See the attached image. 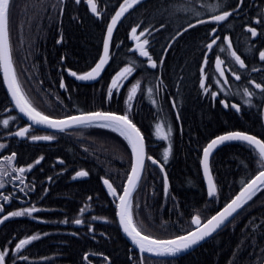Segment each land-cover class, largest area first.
I'll return each mask as SVG.
<instances>
[{"label":"trees","instance_id":"1","mask_svg":"<svg viewBox=\"0 0 264 264\" xmlns=\"http://www.w3.org/2000/svg\"><path fill=\"white\" fill-rule=\"evenodd\" d=\"M95 1L104 11L101 19L89 13L83 0L79 3L12 0L10 40L20 84L32 104L51 117L99 110L127 114L144 134L148 155L166 167L170 182L166 194L161 171L147 162L132 199L134 223L143 233L161 239L187 233L193 228L194 215L209 218L264 169L259 154L248 145L231 143L222 147L211 162L217 194L209 200L200 167L203 148L219 134L236 130L264 139V93L250 111L243 110L240 115H230L220 107L206 104L199 82L205 32L199 30L193 39L192 29L184 31L194 22L190 0H149L139 6L115 32L111 62L101 80L94 85L75 82L65 70L82 73L92 67L101 55L107 24L123 2ZM194 5L196 19L210 8L206 0H194ZM137 25L138 34L149 30L141 37L148 39L149 54L158 61L155 70H150L146 60L129 51L133 44L130 31ZM127 66H134V72L109 96L112 79ZM61 81L64 88L60 87ZM137 83V92L129 101L130 89ZM6 106L0 78V109ZM161 123L171 127L167 163L163 161L166 143L156 135V126ZM77 133V139L70 136L66 167L83 169L89 174L80 185V195L75 184L63 189L56 180L61 165L58 142L38 145L33 154L42 155L43 159L36 173H48L51 177L31 185L32 191H26L38 207L36 216L45 222L38 223L25 215L2 222L0 244L11 257L5 258L6 264H70L72 260L84 264L86 244L74 240L77 235L62 223L68 215L64 209L79 202L83 204V216L88 218L87 227L96 232L106 231L115 240L121 237L122 243H126L116 222V198L104 189L102 181L107 178L118 191L123 189L132 164L130 146L124 137L108 128L88 126ZM77 152L82 156L79 162L75 161ZM25 180L21 187L28 186L29 178ZM12 206L17 209L24 203L13 202ZM100 219L107 220L105 225H100ZM34 235L39 239L25 245L20 252L15 251L17 241ZM100 248L97 251L109 254L111 264H140L138 254L126 252L120 242L115 244L114 253H108L103 245ZM80 251L83 255L78 258ZM100 261L97 263L101 264ZM146 261L147 264H262L264 189L228 226L192 253L178 259Z\"/></svg>","mask_w":264,"mask_h":264},{"label":"snow or ice","instance_id":"2","mask_svg":"<svg viewBox=\"0 0 264 264\" xmlns=\"http://www.w3.org/2000/svg\"><path fill=\"white\" fill-rule=\"evenodd\" d=\"M77 3L80 0H76ZM88 2L92 5L91 10L93 13L97 12L96 4L92 3V0H88ZM141 0H123V2L119 6V10L116 11L115 15L112 17L111 23L107 26V36L104 40V54L100 57L99 61L95 64L90 71L78 75L76 72L69 70L70 75L73 77L82 80V81H90L95 80L98 76H100L104 66L107 64L109 59V43L112 38L113 30L116 27L117 22L121 19L122 16L129 9L133 8L134 5L140 3ZM242 3L243 0H240ZM12 9V0H0V72L3 74L4 83L7 85L8 91L11 94L12 101L14 102L15 108L19 110L21 114L26 116L31 124L28 127L21 128L19 131L15 133L16 136L23 137L29 133V130L32 125H45L52 129H57L63 131L66 128H70L73 126H95L101 128L111 129L113 132L119 133L120 136L124 137L129 146L131 147L132 154V164L130 173L126 177V183L123 186V194L118 196V204H117V215L119 217L120 225L123 228V231L127 234L128 237L131 238L132 243L136 245L141 253H149L155 256H176L177 254L191 248L193 245L198 244L200 241H203L206 237H209L214 233L218 228L222 225H225L226 222H230L229 218H232L235 213L238 212L248 201L252 199V197L256 194L257 191L264 189V170H260L258 174H256L252 179H250L240 190V192L233 198L231 201L225 205L222 211L218 212L216 215L211 216L206 221L202 222L200 216H195L192 220V224L196 227L194 230L187 232L184 235H178L172 239H156L151 235L144 234L142 229L137 226V224L133 221V213H132V194L133 191L137 188L138 182L141 179V173L145 167V159L151 161L152 164H158L159 161L153 159L151 156H146L145 152V143L144 137L141 134L140 129L132 122L127 114L118 115L112 112L105 111H95L83 113L80 115H69L63 119H53L48 115L43 114L36 107L33 106L29 97L25 94L19 78L17 76L13 54H12V45L10 40V13ZM232 15V12L223 11L221 14L211 16L210 21L197 20V24H203L206 22H215L220 23L226 21L229 16ZM260 20H257V23H260ZM196 24L189 23L184 31H187L189 28L195 27ZM140 27L137 25L132 28V39L137 41V48L139 55L141 57L148 58V63L152 68L157 67V62L152 60L149 52L145 49V45H148V39H144L142 43L139 42V36H144L146 32H149L148 29H144L140 31L139 36L137 35V29ZM163 27V25H161ZM247 31L251 33L252 37H256L258 35L256 28L249 27ZM216 30H212L213 39L210 43L207 44V48L211 50L213 45L217 43L219 39L218 36L215 35ZM182 34V33H180ZM224 40L227 42V46L229 49L232 48V43L229 37H224ZM59 42V41H58ZM223 50V49H221ZM231 56L235 58L236 63L239 64L241 68L245 67L244 60L241 59L239 55H237L236 51L231 52ZM259 58L261 61H264V51L259 52ZM162 63V61H161ZM205 63H207V57H205ZM223 61L220 60L219 57L216 59V67L220 73L221 77L225 76L223 69L221 68V64ZM134 72V66L124 67L120 72L116 74V76L111 81V86L108 90V95L111 96L113 93V89H118L121 87L123 81L127 80L129 76ZM236 80H240V75L236 73H232ZM225 83L227 79L225 78ZM61 88L65 87L63 81L60 84ZM139 87V83L134 84L130 89V93L128 96V100H132L135 96L137 89ZM201 87H205L204 82L201 81ZM256 88H261L260 84H255ZM151 91V90H149ZM213 97L217 95V93H211ZM246 96H252L253 93L249 92L245 89ZM221 103L228 107L229 105L225 101H221ZM175 106V104H173ZM232 108L237 111L240 110V106L237 104H232ZM3 124L7 126L9 124V120H4ZM171 133V127L167 128V132L164 131V127L162 125L156 126V135L160 139H168ZM32 140H53L55 139L52 135H44V136H31ZM227 141H242L246 142L249 147L253 148L254 151H258L260 162H262L261 166L264 168V141L258 139L256 136L246 134L244 132H230L226 135L218 136L213 139L207 147L203 149V168L205 175L208 179V195L214 196L216 193V185L213 183L212 178L209 174V156L212 150ZM2 147V146H0ZM170 150V146H169ZM169 151H165L163 153V161L167 163ZM15 158V153L12 154L11 157H6L5 162L8 163ZM40 159H43L42 157ZM40 159H38L35 163L39 164ZM33 166L29 165L27 168H19L13 169V171H18L23 174L25 171H30ZM161 171H163V164H160ZM3 170H0V175H3ZM88 173L86 171H79L76 173L77 177L87 176ZM21 182H23L21 180ZM165 192H167V177L165 175ZM104 184L107 186L109 194L112 196H117L116 188L113 187L112 183L109 180L105 179ZM4 184L0 182V188H3ZM22 190V189H21ZM3 199L5 201L9 200L8 196H4ZM3 208L0 206V211ZM38 211L37 208H25L20 211H13L8 213L2 219H0V223L4 220H7L9 217H20L24 215H31L33 212ZM76 224H81L82 221L80 219L75 220ZM39 239V236H31L26 239H22L15 246V251L20 252V250L31 241ZM8 255L6 250L0 251V264H5V258ZM21 259H27V257H20Z\"/></svg>","mask_w":264,"mask_h":264},{"label":"flooded vegetation","instance_id":"3","mask_svg":"<svg viewBox=\"0 0 264 264\" xmlns=\"http://www.w3.org/2000/svg\"><path fill=\"white\" fill-rule=\"evenodd\" d=\"M209 2L210 8L205 9V12L201 15V18L204 21H210L211 16L221 14L223 11L232 12V15L228 17L226 21L215 23V22H206L203 24H198L194 30L192 28V38L194 39L195 35L199 30H203L206 35L203 50L201 51V57L203 60L202 68H205L204 74L199 78V82L203 81L205 87H203V96L205 102L208 106L221 107L222 111L230 115H234V110L230 106L225 107L221 101H225L228 105L232 103H237L239 106V101L242 99V96L249 97L245 95V89L249 92L254 93L257 89L255 84H260L262 89H264V61H261L259 58V52L264 51V0H243L241 3L240 0H206ZM190 8L193 12L192 24L197 22L195 17V5L194 0H190ZM257 20H260V23H257ZM254 27L257 30L258 35L252 37L251 33L247 31V28ZM215 29V35L219 37L217 43L213 45V48L209 50L207 44L213 39L212 30ZM229 37L232 43V48L229 49L227 42L224 40V37ZM223 49V50H221ZM236 51L237 55L244 60L245 67L241 68L238 63H236L235 58L231 56V52ZM194 57V56H193ZM205 57H207V63H205ZM217 57L223 61L222 68L225 73L224 77L220 76L219 71L216 67ZM194 59V58H193ZM240 75L241 79L236 80L232 73ZM225 78L227 82L225 83ZM217 93L215 97L211 93ZM11 108L8 112L3 113L1 119L9 120V124L5 126L3 122H0V170H3L4 174L0 175V182L4 184L3 188H0V206L3 210L0 211V219L6 216L8 213L13 211H20V209L35 207L33 198L29 197L27 191H32L31 185L43 183V181L48 180V177H51L48 173H36L37 167L34 166V160H38L42 155L34 156L33 152L38 146L37 143L30 142L31 136H44L52 135L56 138L60 137L59 132H52L47 130H42L36 127L31 126L29 133L23 137L16 136L15 133L21 128L28 127L30 124L27 120L23 119L16 108L12 107V103L9 102L6 109ZM5 109V110H6ZM4 110V111H5ZM71 133V132H68ZM58 150L61 154L69 153V148L66 145H58ZM15 153L14 160L6 163L5 158L11 157ZM20 162L27 163L28 166L32 165L30 171H25L23 174L18 171H13V169H19L18 166ZM81 160V154L76 153L75 161L78 162ZM18 166V167H17ZM71 174H63L60 177V184L63 189H66L67 186L71 185L69 183V178ZM25 178H29V184L23 185L26 183ZM21 180L23 182H21ZM76 188L75 191L81 192L80 182L74 183ZM22 189V190H21ZM4 196H8L9 200L5 201ZM68 199V198H64ZM79 200V199H78ZM23 202L24 206L15 208L12 206V203ZM67 201H64L66 205ZM76 208L75 213L71 207L69 209H64L68 213L66 220L62 223L69 225L71 227V233L77 235L74 240H80L79 242L85 243L84 257L86 261L84 264H99V255H104L108 257L109 254L100 253L97 250L101 249L100 245H103L104 248H108V253H114L115 244L120 242L124 247L126 252H131V246L128 241L122 243V238L115 240L109 235L106 231H94L89 226L87 222L86 226L82 224H76L75 220H82V204L79 202L77 205H73ZM34 213V212H33ZM37 211L35 212V214ZM25 215V217L32 219L36 215ZM15 218V217H10ZM97 221V220H92ZM107 222L106 219H100V225H105ZM82 232H87L89 235H82ZM102 236H100V235ZM90 243V246H88ZM83 251H80L78 258L81 257ZM122 256V255H121ZM92 260V263L88 259ZM102 260L101 264H107V259ZM141 260L140 262H144ZM75 264L72 260V263Z\"/></svg>","mask_w":264,"mask_h":264},{"label":"water","instance_id":"4","mask_svg":"<svg viewBox=\"0 0 264 264\" xmlns=\"http://www.w3.org/2000/svg\"><path fill=\"white\" fill-rule=\"evenodd\" d=\"M144 1H146V0H141V2L140 3H138V4H136V5H134L133 6V8H131V9H129V11L128 12H126L125 14H124V16H122L121 17V19L117 22V24H116V27L114 28V30H113V34H112V37H113V35H114V32H115V30L117 29V27L119 26V24L123 21V19L134 9V8H136L138 5H140L142 2H144ZM89 3V2H88ZM92 3H94V2H92ZM90 4V3H89ZM91 5V4H90ZM91 7H92V5H91ZM119 10V9H118ZM117 10V11H118ZM93 12V11H92ZM115 15V14H114ZM113 15V16H114ZM111 20H112V18H111ZM111 20H110V22H109V24L111 23ZM108 24V25H109ZM106 36H107V31H106V35H105V38H106ZM111 41H112V38H111ZM111 41H110V43H109V52H110V45H111ZM140 43H142V42H140ZM136 48H137V43L135 44V46L132 48V51H135V52H137L138 53V55H139V52H138V50H136ZM103 54H104V49H103V51H102V55L101 56H103ZM140 56V55H139ZM141 57V56H140ZM146 58V57H145ZM99 61V60H98ZM109 62H110V59H108V62H107V64L104 66V69L102 70V72H101V74H100V76H98L95 80H90V81H82V80H79V79H77V78H75V77H73L72 75V77L75 79V80H77L78 82H80V83H83V84H93V83H95V82H97V81H99L100 79H101V77L103 76V74L105 73V71H106V69H107V67H108V65H109ZM93 67H95V65L93 66ZM92 67V68H93ZM91 68V69H92ZM90 69V70H91ZM89 70V71H90ZM88 72V71H87ZM2 76H3V74H2ZM5 86H6V88H7V85L5 84ZM7 90H8V88H7ZM9 92V91H8ZM10 94V93H9ZM10 96H11V94H10ZM41 127H43V128H45V129H50V130H57V129H52V128H49V127H47V126H45V125H40ZM71 128V127H70ZM67 129H69V128H66V129H64V130H67ZM142 134V133H141ZM230 142H234V141H227V142H225V143H223V144H220V145H218V146H216L213 150H212V152H211V154H210V156H209V174H210V176H211V178H212V174H211V171H210V160H211V157L213 156V154L220 148V147H222V146H224V145H226V144H228V143H230ZM144 143H145V141H144ZM207 147V146H206ZM145 152H146V156H147V151H146V144H145ZM146 160L147 159H145V164H146ZM202 161H203V155H202ZM155 165H157L158 167H160V163H158V164H155ZM163 172H164V168H163ZM142 173H143V171H142ZM142 173H141V176H142ZM202 174H203V178H204V181H205V184H206V187H207V190H208V179H207V177H206V175H205V172H204V168H203V163H202ZM140 181V180H139ZM212 181H213V178H212ZM139 183V182H138ZM214 183V182H213ZM106 186V185H105ZM106 188H107V186H106ZM108 189V188H107ZM133 193H134V191H133ZM210 197H212V196H210ZM246 205V204H245ZM244 205V206H245ZM243 206V207H244ZM242 207V208H243ZM241 208V209H242ZM241 209H239L238 210V212L241 210ZM237 212V213H238ZM237 213H235L234 215H233V217L237 214ZM232 217V218H233ZM232 218H229L230 220L232 219ZM118 220H119V217H118ZM120 223V222H119ZM228 222H226V224H227ZM225 224V225H226ZM225 225H222L220 228H218L215 232H217L218 230H220L223 226H225ZM120 227H121V230H122V232H123V234L125 235V237H126V239L133 245V247H135L138 251H139V249H138V247L136 246V245H134L133 243H132V240H131V238L130 237H128L127 236V234L123 231V228H122V226L120 225ZM214 232V233H215ZM214 233H212V235L214 234ZM211 235V236H212ZM211 236H209V237H211ZM209 237H206L203 241H200L198 244H196V245H193L191 248H189V249H187V250H185V251H183V252H181V253H179V254H177L176 256H155V255H152V254H149V253H141L140 251V253L141 254H146V255H149V256H152V257H159V258H173V257H178V256H181V255H183V254H186V253H188V252H190V251H192L193 249H195L198 245H200L201 243H203L204 241H206Z\"/></svg>","mask_w":264,"mask_h":264},{"label":"bare ground","instance_id":"5","mask_svg":"<svg viewBox=\"0 0 264 264\" xmlns=\"http://www.w3.org/2000/svg\"><path fill=\"white\" fill-rule=\"evenodd\" d=\"M202 37H206V35H204V36H202ZM71 209H72L75 213L79 214L78 212H76V208H75V207L72 206Z\"/></svg>","mask_w":264,"mask_h":264}]
</instances>
